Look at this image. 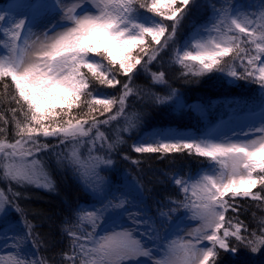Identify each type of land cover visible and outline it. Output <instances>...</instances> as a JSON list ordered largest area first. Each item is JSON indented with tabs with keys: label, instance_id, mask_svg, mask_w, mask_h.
<instances>
[{
	"label": "snow or ice",
	"instance_id": "obj_1",
	"mask_svg": "<svg viewBox=\"0 0 264 264\" xmlns=\"http://www.w3.org/2000/svg\"><path fill=\"white\" fill-rule=\"evenodd\" d=\"M202 6L208 18L193 24L181 43L178 31L201 7L197 0H37L31 15L15 14L16 6L0 10V84L14 105L0 111V182L6 184L0 187V264H219L221 253L264 252V217L250 229L237 203L248 198L264 207V0L250 6L254 11L232 0ZM42 13L54 19L37 32ZM170 47L171 63L186 82L221 73L258 85V111L246 130H142L144 113L128 112L132 96L152 105L199 107L184 103L159 63ZM154 61L160 70L152 71ZM141 71L151 86H133ZM156 86L167 94L153 91ZM117 88L116 95L107 91ZM114 122L111 135L102 131ZM134 132V153L187 154L203 158L207 168L174 170L167 179L177 194L163 199L151 196L139 173L117 187L102 173L127 143L123 134ZM45 157L70 169L91 196L61 222L68 246L53 256L41 253L48 242L18 202L28 197L15 190L56 191ZM9 209L19 219H11ZM182 219L197 220L198 227L179 235Z\"/></svg>",
	"mask_w": 264,
	"mask_h": 264
},
{
	"label": "rangeland",
	"instance_id": "obj_2",
	"mask_svg": "<svg viewBox=\"0 0 264 264\" xmlns=\"http://www.w3.org/2000/svg\"><path fill=\"white\" fill-rule=\"evenodd\" d=\"M5 2H7V0L0 1V10H7L11 7L10 5H2V3ZM232 2L240 5L247 10L254 11L255 9L250 6L257 3L258 0H232ZM205 3L206 0H197V4L201 5V7H194L192 9V12L190 13L191 17L188 16L183 21V25L177 34V43L183 42V40H185L189 36L192 31L193 24L199 25L203 24L206 21V19L208 18V10L202 6ZM33 11L34 10L32 8L28 12H25L20 8H15V14L18 15H31ZM53 19L54 18L51 13H42L41 16L38 17L39 26L35 30L37 32L43 31L44 27L52 22ZM2 51V48H0V53H2ZM172 54V48L170 47L159 57V63L163 64L164 70H166L167 72V79L171 83L172 87H175L179 90L181 98L185 104L196 105L199 107H194L192 109H177L171 102H168L164 105H152L146 99L144 102H141L136 100L135 96H132L128 101L129 113L133 111H139L143 112L144 115L150 114L152 117L156 118V121L154 122L143 124L142 130L150 132L154 128L163 127L174 128L182 132H194L208 129L209 126H211L219 118H222L226 115V113L229 112L227 108L221 106L219 102V99L221 98V95L227 86L231 87V92L228 96V100L231 102L230 107L232 108V110L237 109L243 105H246L250 108L258 107L259 89L255 90L249 83H245V81L233 82L224 74L212 73L199 79H192L191 82H186L184 79L180 78V72L182 71L180 66L171 63ZM151 68L152 71L160 70L158 62L156 61L153 62ZM133 86L147 88L151 86V79L147 74L141 71L137 76H135ZM0 90H3L2 84H0ZM152 90L159 92L162 95L167 94V89L163 86H156L152 88ZM107 91L110 95H116L119 89H108ZM8 92L12 93V89L9 88ZM250 120L252 119L236 122L230 127L223 129L222 131L225 133H229L230 131L239 132L242 129L246 130V126ZM167 121L170 123H167ZM116 123L117 122H114L110 128H102V131H106L109 133V135H111L112 130L116 127ZM118 123L120 126H123L124 121L121 119ZM123 135L127 143L120 145L119 151L112 157L115 162L114 165L111 166L107 171L102 173V175L107 176L112 182L114 181L115 177L119 175H123L124 177L129 175L135 176L133 174V172L135 171L134 165L129 160H124L121 154L126 153L129 155L133 152L131 150V145L136 140V133H125ZM47 142L56 143V140L54 138H48ZM189 157L191 158L189 164L178 168L176 171H179L183 174L188 172L189 170L193 172L195 167L203 168L207 166V163L203 158L198 159L193 156ZM45 159L48 160V166L52 175L57 178H60L62 176H66L69 178L68 188L72 197L73 215V210L76 208V206L78 204L89 202L91 200V196L84 190L78 179L73 176L70 169L58 168L55 163L54 157H45ZM173 171H171L167 175L172 174ZM167 175L165 185L169 192H171V195L175 196L177 194V190L167 179ZM146 186L150 189V194L154 199H163L166 196L163 195L162 192H156L152 190L151 186ZM0 187H6V184L0 182ZM81 200L83 201L81 202ZM0 215H4V213H0ZM198 224L199 222L197 220H183V222L181 223V227L184 230L180 232L179 235H184L186 232L198 227Z\"/></svg>",
	"mask_w": 264,
	"mask_h": 264
},
{
	"label": "trees",
	"instance_id": "obj_3",
	"mask_svg": "<svg viewBox=\"0 0 264 264\" xmlns=\"http://www.w3.org/2000/svg\"><path fill=\"white\" fill-rule=\"evenodd\" d=\"M36 2L37 0H7V2L2 3V5H10L11 7L16 6L15 8H20L21 10L28 12L31 9L30 6ZM39 2L47 3L46 0H39ZM189 17H191V14H189ZM245 83L249 82L245 81ZM249 84L255 90L259 89L258 85L252 83ZM230 92L231 87L227 86L219 99L220 105L227 108L229 112L209 126L208 129L219 126L220 129L223 130L232 121L240 117L253 119V113L258 111V107L250 108L246 105L232 110L230 107L231 102L228 100ZM8 95H11V93L8 92ZM11 106L14 105H9L7 103L3 90H0V111H5ZM154 121H156V118L152 117L150 114H145L143 117V124H148ZM167 123L170 122L167 121ZM208 129L194 132L199 134ZM129 156L132 159L141 161L138 166L134 165L135 171L133 174L136 176L139 173L143 178L145 185L151 186L152 190L162 192L163 195L166 196L171 195V192H169L165 185L166 175L173 170H177L178 168L189 164V161L191 160L187 154H172L163 159L159 158L158 154H137L132 152ZM203 168H207V166ZM198 169L200 168L195 167L193 173H196ZM52 177L56 184V191L39 189L34 186L15 188L17 191L24 192L28 197L27 199H21L18 202L21 207L28 211V218L32 220L33 223L39 225L36 231L39 232L41 237L48 242L47 249L41 250V253L46 256H53L67 249L68 239L67 237L62 236L60 225L65 217H72V197L68 188L69 178L66 176L57 178L54 175H52ZM124 179L125 177L123 175L116 176L113 183L118 187L119 182ZM237 203L239 204V218L243 220L250 229L257 228L259 218L264 217V207H260L258 202L247 198L238 199ZM8 215L13 220L19 219L17 214L11 209H9ZM229 215H233V213L229 212ZM219 264H264V252L252 254L248 250L241 248L236 255L221 253Z\"/></svg>",
	"mask_w": 264,
	"mask_h": 264
},
{
	"label": "bare ground",
	"instance_id": "obj_4",
	"mask_svg": "<svg viewBox=\"0 0 264 264\" xmlns=\"http://www.w3.org/2000/svg\"><path fill=\"white\" fill-rule=\"evenodd\" d=\"M83 200H84V199H83ZM83 200H81V202H82Z\"/></svg>",
	"mask_w": 264,
	"mask_h": 264
}]
</instances>
